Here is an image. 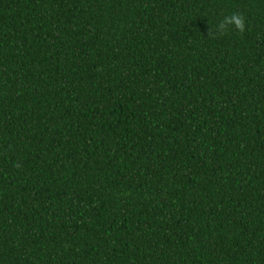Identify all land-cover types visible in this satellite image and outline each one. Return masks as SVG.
Returning a JSON list of instances; mask_svg holds the SVG:
<instances>
[{"label": "trees", "instance_id": "16d2710c", "mask_svg": "<svg viewBox=\"0 0 264 264\" xmlns=\"http://www.w3.org/2000/svg\"><path fill=\"white\" fill-rule=\"evenodd\" d=\"M0 264H264V0H0Z\"/></svg>", "mask_w": 264, "mask_h": 264}, {"label": "clouds", "instance_id": "9594fccd", "mask_svg": "<svg viewBox=\"0 0 264 264\" xmlns=\"http://www.w3.org/2000/svg\"><path fill=\"white\" fill-rule=\"evenodd\" d=\"M229 25H234L240 31H243L244 30V27H245V22H244V19L241 16H238V15H235L234 14V15L229 16V17H224V19L218 25V29L220 31H223Z\"/></svg>", "mask_w": 264, "mask_h": 264}]
</instances>
